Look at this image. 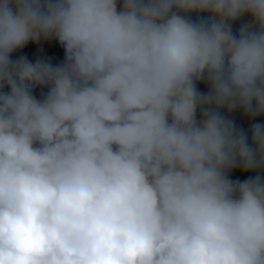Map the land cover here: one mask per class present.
I'll return each mask as SVG.
<instances>
[{
  "label": "clouds",
  "instance_id": "obj_1",
  "mask_svg": "<svg viewBox=\"0 0 264 264\" xmlns=\"http://www.w3.org/2000/svg\"><path fill=\"white\" fill-rule=\"evenodd\" d=\"M262 117L264 0H0V264H264Z\"/></svg>",
  "mask_w": 264,
  "mask_h": 264
},
{
  "label": "rangeland",
  "instance_id": "obj_2",
  "mask_svg": "<svg viewBox=\"0 0 264 264\" xmlns=\"http://www.w3.org/2000/svg\"><path fill=\"white\" fill-rule=\"evenodd\" d=\"M249 18L245 17L244 20H238L233 24V29L238 30L242 23L247 21ZM43 49V51H40ZM19 56H27L28 59L35 61L36 58H51L53 64H59L64 60L63 48L54 40L52 41H41L40 44L29 43L24 49L18 50L12 54V59H16ZM201 92L207 91V86L203 83L198 85ZM47 91V88H45ZM235 122L238 127L246 128L250 124V120L244 117L241 113L237 112L233 114Z\"/></svg>",
  "mask_w": 264,
  "mask_h": 264
},
{
  "label": "trees",
  "instance_id": "obj_3",
  "mask_svg": "<svg viewBox=\"0 0 264 264\" xmlns=\"http://www.w3.org/2000/svg\"><path fill=\"white\" fill-rule=\"evenodd\" d=\"M43 93H46V90L45 88L42 90L40 88H37L34 90V95L37 96V98H40V96L43 94ZM256 122H264V117L262 118H258V120ZM252 123V121H250V124ZM250 124L249 126H247L246 128H244V130L247 132L249 131L250 129ZM250 174L249 173H242L240 172L239 170H234L232 173H230V178L233 179V180H245L248 178Z\"/></svg>",
  "mask_w": 264,
  "mask_h": 264
}]
</instances>
